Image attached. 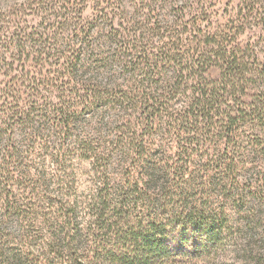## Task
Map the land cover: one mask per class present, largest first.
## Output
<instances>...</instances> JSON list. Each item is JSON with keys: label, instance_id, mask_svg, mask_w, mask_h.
Wrapping results in <instances>:
<instances>
[{"label": "rangeland", "instance_id": "rangeland-1", "mask_svg": "<svg viewBox=\"0 0 264 264\" xmlns=\"http://www.w3.org/2000/svg\"><path fill=\"white\" fill-rule=\"evenodd\" d=\"M0 42V95L37 79L29 91L62 109L24 144L22 211L0 227V264H107L147 213L174 223L171 264H264V0H0ZM144 159L159 174L142 199ZM99 192L111 194L101 222ZM201 200L228 217L210 254L181 214Z\"/></svg>", "mask_w": 264, "mask_h": 264}, {"label": "trees", "instance_id": "trees-1", "mask_svg": "<svg viewBox=\"0 0 264 264\" xmlns=\"http://www.w3.org/2000/svg\"><path fill=\"white\" fill-rule=\"evenodd\" d=\"M14 42L15 41H12L13 44ZM21 43L22 42L17 40L15 44L16 49L20 50L19 53L21 51L25 53L28 48L29 50H33L32 45L26 46V44L22 45ZM30 54L29 51L26 57L30 56ZM5 61H7V59H5ZM6 65L12 68L14 62H8ZM18 80L19 79L14 76L9 82H18ZM36 81L37 79H30L27 85L26 81L22 80L21 84H16L15 87L12 88L8 87L9 84H5L1 90L0 111L2 110L4 115L2 123L0 124V227L5 224L8 217H11L13 214H20L22 211L18 199V189H15V185L28 178L27 167L24 164V159H21L25 157L23 156L25 142H31L33 138H29L37 136V132L44 124L42 121V114L44 112L49 110L55 115L62 110L58 108V104L53 102L49 104L40 102L39 92L31 93V91H29L32 83ZM24 95H26V98ZM214 97L215 94L212 92L201 95V98L208 100ZM72 114V111L63 112L65 120L62 123L66 124L67 121L71 120ZM228 119L229 121L226 123V126L230 125L232 128L235 120L232 117ZM229 129L230 128L227 127L228 131ZM126 140L127 139H119V141L110 142V144H108V146H110L108 148L111 151L108 154L107 164H110L109 161H111V156L117 152L116 148L118 144L129 143L128 140ZM132 146L134 150L139 152V148H142V143L137 142V144L134 143ZM101 149H103L102 146ZM99 150L100 147L96 148L92 153L96 155ZM140 156L142 158V155ZM100 159L101 158H99V160ZM107 164L103 167L105 173L108 170ZM140 165L143 169L137 173L134 183L137 188L135 193L137 194L151 189L152 187H156L159 174V169L156 168L155 165L149 164L145 159L141 161ZM229 167H232V165H229ZM102 179L104 180V177H102ZM139 185H141V188H139ZM102 193L103 192H99L97 195L95 194L96 196L93 199V207H102L98 213L99 222H101L105 212L104 210L102 211L103 207H106V204L111 200L108 198L111 194L102 195ZM118 195L121 196L122 205L134 202L131 198L127 197L126 192H119ZM144 197L145 195L142 193L139 198L143 199ZM134 203H138V200L136 199ZM203 208L204 203L201 200V202L197 203L192 209L181 214L188 226L186 230H189L193 239H197V242L199 241L198 244L196 242L193 243L192 246H196L195 248L201 252L210 254L218 251L222 245L228 217L225 211H221L220 213L207 211L203 213L201 211ZM121 214H124V212ZM146 217L147 218L137 220L138 222L134 221L132 224L129 223L127 227L118 232L121 242L119 247L121 246L123 250L107 253V264H171L169 259L173 250L171 252V248L169 249V247L164 244V240L167 239L169 227L173 226L174 223L172 224L170 219L167 220L169 221L168 224L160 222L159 220L157 221L151 218V213H147ZM197 218L200 221L197 222ZM103 248L102 245L99 247V249ZM4 251V247L0 244V255H2ZM174 254L178 255L177 252ZM8 259H13V257ZM82 263L86 264V262L82 260L78 262V264Z\"/></svg>", "mask_w": 264, "mask_h": 264}]
</instances>
